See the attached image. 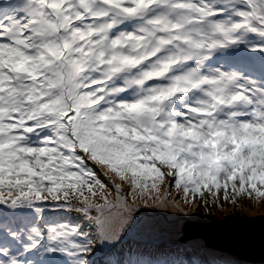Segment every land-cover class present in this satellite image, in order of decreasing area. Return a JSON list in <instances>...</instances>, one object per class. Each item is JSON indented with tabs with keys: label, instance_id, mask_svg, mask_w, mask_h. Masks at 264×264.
Masks as SVG:
<instances>
[{
	"label": "snow or ice",
	"instance_id": "1",
	"mask_svg": "<svg viewBox=\"0 0 264 264\" xmlns=\"http://www.w3.org/2000/svg\"><path fill=\"white\" fill-rule=\"evenodd\" d=\"M257 220L264 0H0V264H264Z\"/></svg>",
	"mask_w": 264,
	"mask_h": 264
},
{
	"label": "water",
	"instance_id": "2",
	"mask_svg": "<svg viewBox=\"0 0 264 264\" xmlns=\"http://www.w3.org/2000/svg\"><path fill=\"white\" fill-rule=\"evenodd\" d=\"M245 230L250 232L254 236L255 242L258 246L260 242L261 233L264 232V221L257 220L254 223L246 226ZM183 239L188 240L191 239V237H183ZM209 239L212 240V242L214 243H226V241L220 240L212 236H209Z\"/></svg>",
	"mask_w": 264,
	"mask_h": 264
},
{
	"label": "rangeland",
	"instance_id": "3",
	"mask_svg": "<svg viewBox=\"0 0 264 264\" xmlns=\"http://www.w3.org/2000/svg\"><path fill=\"white\" fill-rule=\"evenodd\" d=\"M161 219H163V217H161ZM180 239V237H178Z\"/></svg>",
	"mask_w": 264,
	"mask_h": 264
}]
</instances>
